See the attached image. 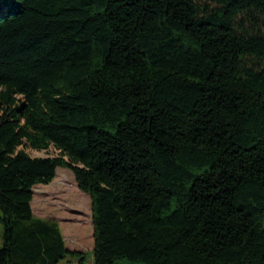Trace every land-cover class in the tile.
<instances>
[{
    "label": "trees",
    "instance_id": "1",
    "mask_svg": "<svg viewBox=\"0 0 264 264\" xmlns=\"http://www.w3.org/2000/svg\"><path fill=\"white\" fill-rule=\"evenodd\" d=\"M57 168L93 264H264V0H0V264L85 263Z\"/></svg>",
    "mask_w": 264,
    "mask_h": 264
},
{
    "label": "rangeland",
    "instance_id": "2",
    "mask_svg": "<svg viewBox=\"0 0 264 264\" xmlns=\"http://www.w3.org/2000/svg\"><path fill=\"white\" fill-rule=\"evenodd\" d=\"M31 157H56L59 151L50 146L47 150L34 151L25 148ZM33 216L58 224L68 250L80 251L86 255L84 264H93V226L89 196L81 192L74 176L68 169L57 168L54 180L48 185L33 188L31 202ZM2 226L0 224V248ZM66 264H77L75 260Z\"/></svg>",
    "mask_w": 264,
    "mask_h": 264
}]
</instances>
